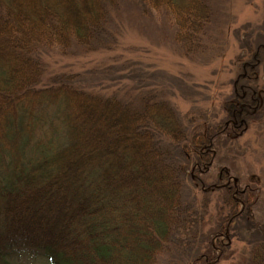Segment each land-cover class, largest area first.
I'll return each instance as SVG.
<instances>
[{
  "label": "trees",
  "instance_id": "1",
  "mask_svg": "<svg viewBox=\"0 0 264 264\" xmlns=\"http://www.w3.org/2000/svg\"><path fill=\"white\" fill-rule=\"evenodd\" d=\"M119 1L0 0V264L22 254L46 264H157L193 223L184 167L209 165L214 137L228 128L205 127L188 149L176 110L152 91L104 94L78 72L45 70L52 50L113 48ZM139 1L165 14L185 54L201 49L210 0ZM239 89L226 107L237 126L258 105L256 91ZM222 190L230 228L248 202L231 184ZM262 229L245 264H264Z\"/></svg>",
  "mask_w": 264,
  "mask_h": 264
},
{
  "label": "rangeland",
  "instance_id": "2",
  "mask_svg": "<svg viewBox=\"0 0 264 264\" xmlns=\"http://www.w3.org/2000/svg\"><path fill=\"white\" fill-rule=\"evenodd\" d=\"M142 6L139 0H120L113 9V48L70 54L52 50L43 55L45 70L47 75L78 72L83 84L104 94L152 91L176 110L188 149L191 137L205 127H227L213 139L209 165L198 170L191 160L186 163L183 195L193 223L173 235L177 247L159 256L157 264H191L196 257L203 263L209 256L214 260L208 264H245L264 227V0H210L212 21L201 49L191 55L174 39L175 28L165 14ZM240 87L244 96L256 91L258 105L237 126L228 120L226 107ZM220 169L226 178L218 182ZM229 184L233 195L248 202L245 217L230 228L224 223L229 208L221 199L222 187ZM15 261L46 264L24 254Z\"/></svg>",
  "mask_w": 264,
  "mask_h": 264
}]
</instances>
